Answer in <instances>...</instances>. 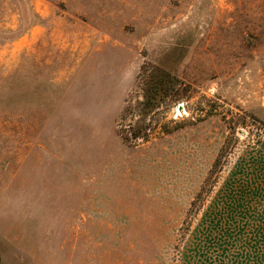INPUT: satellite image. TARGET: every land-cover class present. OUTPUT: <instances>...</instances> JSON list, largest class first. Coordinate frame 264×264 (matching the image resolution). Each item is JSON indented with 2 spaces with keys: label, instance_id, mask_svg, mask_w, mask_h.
<instances>
[{
  "label": "rangeland",
  "instance_id": "rangeland-1",
  "mask_svg": "<svg viewBox=\"0 0 264 264\" xmlns=\"http://www.w3.org/2000/svg\"><path fill=\"white\" fill-rule=\"evenodd\" d=\"M0 264H264V0H0Z\"/></svg>",
  "mask_w": 264,
  "mask_h": 264
},
{
  "label": "trees",
  "instance_id": "trees-1",
  "mask_svg": "<svg viewBox=\"0 0 264 264\" xmlns=\"http://www.w3.org/2000/svg\"><path fill=\"white\" fill-rule=\"evenodd\" d=\"M152 65H150V64H148V65H146V66H144V68L142 69V73H141V75H140V78L143 80L144 79V81H146V82H148V80H150L151 78H153V76H152V74H151V72H149V70H150V67H151ZM145 82V83H146ZM155 99H156V94L155 93H153V94H151L150 95V102L151 103H153L154 101H155ZM140 129H138V130H135L134 131V137H139L140 136ZM146 135V134H145ZM128 139V136H126V140Z\"/></svg>",
  "mask_w": 264,
  "mask_h": 264
},
{
  "label": "bare ground",
  "instance_id": "bare-ground-1",
  "mask_svg": "<svg viewBox=\"0 0 264 264\" xmlns=\"http://www.w3.org/2000/svg\"><path fill=\"white\" fill-rule=\"evenodd\" d=\"M184 105H180L176 108L175 113H177V116L180 114L181 111H183Z\"/></svg>",
  "mask_w": 264,
  "mask_h": 264
}]
</instances>
